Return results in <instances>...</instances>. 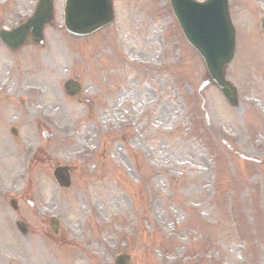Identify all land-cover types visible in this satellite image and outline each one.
Instances as JSON below:
<instances>
[{
    "label": "rangeland",
    "instance_id": "374dc122",
    "mask_svg": "<svg viewBox=\"0 0 264 264\" xmlns=\"http://www.w3.org/2000/svg\"><path fill=\"white\" fill-rule=\"evenodd\" d=\"M36 1L0 0V29ZM64 2L53 0L43 49L0 44V264H41L37 238L65 255L58 264L121 253L131 264H264V0H228L235 109L206 83L168 0H113L112 25L79 40L64 32ZM69 79L82 88L73 98Z\"/></svg>",
    "mask_w": 264,
    "mask_h": 264
},
{
    "label": "water",
    "instance_id": "95a60500",
    "mask_svg": "<svg viewBox=\"0 0 264 264\" xmlns=\"http://www.w3.org/2000/svg\"><path fill=\"white\" fill-rule=\"evenodd\" d=\"M174 14L180 23L187 42L202 58L210 81L220 90L227 102L235 107L238 103L235 89L226 82L224 70L234 53L233 30L228 18L225 0H210L197 4L191 0H170ZM51 0H39L31 19L11 33H0V40L11 50L27 42L41 43L43 27L51 20ZM65 29L74 38L86 37L107 26L112 21L111 0H67L65 5ZM264 32V18L261 21ZM66 93L75 95L79 86L73 82L65 84ZM55 178L62 187H69L66 169H57ZM12 206L15 207L14 202ZM56 232L57 224L50 222ZM114 264H129L127 256L120 255Z\"/></svg>",
    "mask_w": 264,
    "mask_h": 264
},
{
    "label": "bare ground",
    "instance_id": "6f19581e",
    "mask_svg": "<svg viewBox=\"0 0 264 264\" xmlns=\"http://www.w3.org/2000/svg\"><path fill=\"white\" fill-rule=\"evenodd\" d=\"M54 79V77H53ZM221 134H224V132ZM112 198V197H111ZM36 246L33 248V255L34 257L40 261L41 264H58V262H63L64 261V254L60 252H56L55 254L50 250L45 248L41 241L37 238L35 240ZM8 243V242H7ZM11 245V241L8 243ZM13 245V244H12ZM16 245V244H14Z\"/></svg>",
    "mask_w": 264,
    "mask_h": 264
}]
</instances>
